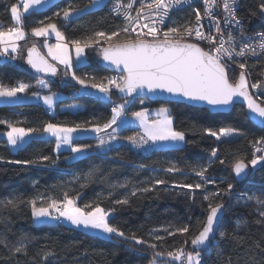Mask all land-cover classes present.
<instances>
[{
	"label": "trees",
	"instance_id": "1",
	"mask_svg": "<svg viewBox=\"0 0 264 264\" xmlns=\"http://www.w3.org/2000/svg\"><path fill=\"white\" fill-rule=\"evenodd\" d=\"M17 1L0 0V23L4 27L14 25L10 6ZM90 1L56 0L46 8L25 14L23 27L27 39L22 45H28L30 29L40 26L41 21L56 23L69 40L81 39L96 31L111 33L124 25L118 16L111 14L114 0H107L100 7L63 20L64 8L73 5L83 9L91 4ZM261 2L264 0L241 1L239 15L248 30H264L263 18L252 15L253 11L258 12ZM193 9L175 11L171 25L180 26L192 21ZM57 12H61V16H56ZM86 50L87 61L75 66L73 71L81 78L87 76L99 80L111 77L113 73L102 66L98 50ZM247 63L251 73L249 82L264 81V54ZM238 75V70H229L230 78ZM40 78L44 77L13 62H0V83L9 86L25 83L30 86L27 92H32L37 90ZM44 79L49 83L45 92L58 90L65 94L56 102L52 115L47 113L49 109L41 102L7 103L0 104V120L19 121L20 127L40 128L48 122L90 127L97 123L102 125L111 118L113 104L98 94L96 99H90L85 95L86 90L82 94L75 91L77 83ZM111 96L114 102L124 100L116 90ZM129 99L127 114L146 106L167 105L173 117V127L185 132L184 145L165 149L154 147L141 153L120 144L109 150L97 151V137L86 136L75 138L74 144L89 146L87 155L69 161L67 157L71 151L55 150L53 139L33 136L13 151L6 139L0 136V157L3 158L0 159V264H150L154 250L146 245L115 236L107 238L87 233L59 219L45 223L33 221L30 201L36 199L37 206H40L42 201L39 197L62 200L64 192L76 199L80 207L94 202L106 209L115 207L117 210L110 222L129 236L135 234L156 243L155 251H174L180 247L192 251L191 238L198 233L207 216L209 202L204 200V195L226 189L229 183L233 189L223 197L225 213L212 244L202 252V264H264V217L260 215L264 204L258 203L257 199H248L253 196L264 201V162L255 168L250 166L251 172L244 181H237L232 175V165L237 159L247 163L253 158L252 141L264 137V128L251 123L242 105H234L228 113H213L203 107L178 102ZM69 104H77V108L74 111L62 109L63 105ZM207 126L214 129L233 127L243 135L218 142L202 133V128ZM6 130L7 126L0 124V132ZM137 132L138 129L130 125L121 127L117 134L128 137ZM213 149L217 150L215 158L211 155ZM43 156L50 159L44 161L41 159ZM15 160H34L37 163H9ZM220 160L225 163L221 164ZM210 161L214 162L209 166ZM172 165L182 171H165ZM200 167H208L205 176L214 183L194 191L174 186L201 182L192 171ZM157 179L166 183L156 185ZM143 188L152 190L140 191ZM133 191H136L135 196ZM125 198L129 200L127 205L114 204L115 200ZM9 200L17 206L7 205ZM185 226L189 233L176 231ZM165 228L167 232L163 230ZM153 229L157 231L153 232ZM157 235L163 240H155ZM21 243L27 245V255L14 252ZM46 251L54 253L47 261L43 260ZM165 259L157 258V264H164Z\"/></svg>",
	"mask_w": 264,
	"mask_h": 264
},
{
	"label": "snow or ice",
	"instance_id": "2",
	"mask_svg": "<svg viewBox=\"0 0 264 264\" xmlns=\"http://www.w3.org/2000/svg\"><path fill=\"white\" fill-rule=\"evenodd\" d=\"M45 2L46 0H21L20 4L10 6L14 25L4 27L0 23V57H8L10 53H18L20 49L18 42L25 40L27 35L23 27L24 14L30 13V10H37ZM137 2L139 7L134 9L136 15H132L133 5ZM187 3L189 0H129L127 4H123L118 0L113 11L117 16H123L124 25L111 33L96 31L81 39H67L56 23L41 21L40 26L32 27L30 31L35 37H47L54 34L57 42L48 44L45 41L44 46L48 50V56L57 63H49L44 56L39 54L35 44L28 48L27 63L37 72L48 73L52 76L57 75L59 71L57 65H63L64 75H71L72 80L79 84L81 89L95 90V92L102 94L105 100L113 104L112 116L102 125L97 123L90 127L82 124L68 125L67 123L48 122L40 128H25L18 126L19 121L13 123L0 120V124L7 126V131L3 132L2 135L7 137L8 144L18 147L25 142L26 137L46 134L55 138L56 150H59L61 145H68L72 153H83L89 146L74 144L73 134L93 132L97 134L99 141L97 147H103L118 138L115 134L120 129L121 124L127 120L125 113L131 103L127 97H132L134 93L144 92L167 93L191 102L206 103L213 108H228L233 106L237 100H242L248 109V118L264 125V81L257 80L250 84L248 78L251 73L247 62H241L237 59L249 55L264 54V32H259L255 37L249 38L255 39L257 41L255 44L241 43L238 46L231 31L228 32L225 39L216 11L222 9L225 27L227 28L232 24L237 25L240 29L241 38H243L244 28L236 15L238 0H203V12L200 8L193 9L194 21L169 27L166 31L163 30L162 26L169 18L170 12ZM99 5L100 0H93V7ZM83 11L84 9L69 5L62 10L63 20L67 21ZM55 15L59 17L61 12H57ZM252 15H259L264 18V2L258 5V12L253 11ZM204 18H208L209 22L214 25L216 35L211 34V29L207 34L203 31L202 20ZM191 37L198 41H206L210 47L205 50L198 42H188V38ZM89 48L97 49L103 61L114 66L123 74L118 77H104L99 80L95 77L85 76L81 78L78 76L73 71L72 49L75 51L76 62L80 63L86 61L87 58L84 53ZM11 58L15 59L16 57L12 56ZM231 64H237L240 69L236 78L229 76ZM29 87L25 83H18L14 86L0 83V99H15L21 94H26ZM41 87L47 88V85L41 84ZM113 90L123 94V103L112 101ZM31 95L42 100L48 109L52 110L59 94L49 90L47 95H42L40 92H32ZM155 115L156 118L150 120L148 108H141L139 111L132 112V119L139 123L143 131L142 134L138 133L125 137V139L138 148H144L150 144L186 142L185 132L173 127V117L169 108L160 107L155 111ZM202 133L215 138L218 142L243 135L233 127L214 129L207 126L202 128ZM252 145L254 148L253 158L247 163L243 159H237L232 165L236 177L246 174L249 164L255 168L257 164L264 162V155L256 154L264 153V137L252 141ZM211 155L215 158L217 150L213 149ZM0 159L3 158L0 157ZM41 159L47 161L50 158L43 156ZM212 162L214 161H210L209 166ZM219 162L225 163L224 160ZM9 163L34 164L37 161L15 160L9 161ZM165 171L175 173L182 170L172 165ZM192 171L200 177L201 182L174 186L194 191L204 189L207 184L214 183L213 180L205 176L208 167L193 168ZM165 183L166 181L162 179L155 181L156 185ZM232 189L233 185L229 183L226 189H219L204 195V200L209 202L207 216L200 225L198 233L191 238L192 251L180 247L166 253L155 251L156 243H151L135 234L129 236L119 227L113 225L110 219L117 210L115 207L106 209L98 202L80 207L77 205L76 199L70 197L67 192L63 193L62 200L51 197L45 200L41 196L38 198L42 201L40 206H37L36 199L29 203L31 204L32 216L36 220L63 218L77 227L83 226L85 229L102 232L109 237L115 236L134 241L137 245H146L154 250L150 264H157V258H166V264H176V262L178 264H202V252L209 249L215 238L217 226L220 224V217L225 208L223 197L229 195ZM151 190V188H143L140 191L148 192ZM132 195L135 196L136 191H133ZM248 199H257L258 203L264 204V201L253 196H249ZM128 203L127 198L114 201L115 205H127ZM7 205H11L13 208L17 206L11 200L7 201ZM260 215L264 217V211H261ZM239 226L237 225V227ZM163 230L168 231L166 228ZM152 231L157 230L153 229ZM176 231L187 234L189 228L185 226L176 229ZM168 234L174 235L172 232H168ZM155 240H163V237L157 235ZM14 252L27 255V245L21 243L20 246L15 247ZM52 256H54L52 251H46L43 254V260L47 261Z\"/></svg>",
	"mask_w": 264,
	"mask_h": 264
},
{
	"label": "rangeland",
	"instance_id": "3",
	"mask_svg": "<svg viewBox=\"0 0 264 264\" xmlns=\"http://www.w3.org/2000/svg\"><path fill=\"white\" fill-rule=\"evenodd\" d=\"M92 9H95V8H92ZM30 39L31 40L28 41V45L27 44L26 45L24 44V46L22 45V43H20L21 41H19L18 43L20 44V49H19L18 53H10V55L8 57H0V62L10 61V62H13L14 64H17L18 66H20L22 68H26L27 69V64L25 62V56H26V52H27L26 50H27V47L28 46L35 44L37 47L38 46L40 47V50L43 51L44 55L47 57V59L49 61H52L54 64L57 63L56 61H53L51 59V57L48 56V50L44 46L45 41H47L48 44H55L57 42L54 34L53 35H50V36H47V37H35L34 36L33 38L31 37ZM22 41H25V40H22ZM86 51L87 50H85V53H84L85 57H86ZM12 56H15L16 58L15 59H12L11 58ZM72 58H73V65H74V67L75 66H78V65H82L83 63H85L87 61V59H86V61H84V62L77 63L76 62V58H75V51H74V49H72ZM57 67H58L59 71H58V73H57V75L55 77L56 80L76 83L74 80H72L71 75H68V76H65L64 75V67H63V65H57ZM41 84L47 85V88H42L41 87ZM48 84L49 83H47L44 78H40L39 81H38V83H37V90L36 91H32V92H40L42 95H47L48 92H45V90H47L49 88V85ZM74 89H75V91H77V93H80V94H82L85 91V89H81L80 88V85L79 84H78V89H76V88H74ZM32 92H27L26 94H21L17 98L11 99V100L0 99V104H7V103H16V104H18V103H22V102L23 103H29V102H37V103H40L41 102L44 106L47 107V105H45L42 100L37 99L36 97H33L31 95ZM52 92H56V93L59 94L58 95V98H57V101L60 100V99H62L63 97H65V94H63V92H60L58 90H53ZM93 92H95V90H93ZM96 94H98L101 99L105 100L103 98L102 94H99L97 92H96ZM105 101H107V100H105ZM123 102H124V100L115 101V103H123ZM72 106H76V107L73 108ZM160 107H167V108H169L167 105H157V106H152V107L146 106V107H142V108H148L149 109V111H150L149 119L151 120V119H155L156 118L155 111L157 109H159ZM63 108L74 111L77 108V104L63 105L62 109ZM133 112H135V111H133ZM131 113L130 114L125 113V117L127 118V120H126V122H124V123L121 124V127L127 126L128 123H131V124H134V126L138 127V129H139L138 132L142 134V131H143L142 128L140 127V125H139V123L137 121H135V120L132 119ZM109 131H111V129H109ZM3 132H5V131H3ZM3 132H0V136H3L6 139V141H7V137L4 136V135H2ZM88 135L97 137V134L96 133H93V132H77V133H74L73 134L74 140H75V138L86 137ZM101 135H103V134H101ZM42 136L43 137L50 138V139H53L54 140V143H55V150H56V141H55V138L50 137V136H48L46 134L40 135V137H42ZM30 138H31V136L30 137H26L25 138V142L22 143L21 145H19L18 147H13V146H11L9 144H8V146L10 147L11 150L14 151V150L20 148V146H22V145L26 144L28 141H30ZM97 140H98V138H97ZM96 142H98V141H96ZM96 145H97V143L95 144V146ZM183 145H184V143H180V144H157V145H154L153 148L154 147H156V148H164V149L165 148H176V147H180V146H183ZM65 150L71 151V149H70V147L68 145H61L60 149L57 150V151H65ZM88 152H89V148L85 152H83V153H72L71 152L70 155L67 157V160L74 161L78 157L87 155ZM256 154L257 155H264V153H256ZM249 166H251V165H249ZM59 220L62 221V220H65V219L60 218ZM33 221L36 222V223H45V222H55V221H57V219H50V218H48V219H43V220H36L33 217ZM93 234H96V233H93ZM96 235H98V234H96ZM98 236H100V235H98ZM110 238H112V237H110ZM165 263H166V261H165ZM176 264H178V262H176Z\"/></svg>",
	"mask_w": 264,
	"mask_h": 264
},
{
	"label": "built area",
	"instance_id": "4",
	"mask_svg": "<svg viewBox=\"0 0 264 264\" xmlns=\"http://www.w3.org/2000/svg\"><path fill=\"white\" fill-rule=\"evenodd\" d=\"M241 1L242 0H238V7H237V10H236V15H237V17L241 20V26L244 28V37L243 38H241V34H240V29H239V27L237 26V25H235V24H232V25H230V26H228L227 28L225 27V25H224V20H223V17H224V13H223V11H222V9H218L217 11H216V14H217V18L220 20V27H221V29L224 31V36H225V39L227 38V35H228V32L229 31H231V33H232V35L236 38V43H237V45L239 46L241 43H250V44H255L257 41L255 40V39H249L250 37H255L256 36V34L257 33H259V32H264V30H260V31H253V30H248L247 29V27H246V24H245V22H244V20L240 17V15H239V10H240V5H241ZM118 2V0H114L113 1V5H112V7H111V14H115L116 15V13L113 11V7H114V5L116 4ZM119 2L120 3H123V4H127L128 2H129V0H119ZM139 7V3L137 2L136 4H134L133 5V10H132V15H136V12H135V8H138ZM200 8V10H201V12H203V7H204V5H203V0H189V3H187V4H184V5H182V6H180V7H178V8H176V9H174L173 11H171L170 12V14H169V18L168 19H166V21H165V24L162 26V28H163V30H167V28H169V27H173L172 25H171V20H172V16H173V14H174V12L175 11H179V10H181V9H183V8ZM117 16V15H116ZM123 22H124V19H123V16H118ZM195 20V16H194V18L192 19V21H194ZM202 24H203V31L207 34V33H209V30L211 29V34H213V35H216V33H215V27H214V25L213 24H211L210 22H209V19L208 18H204L203 20H202ZM217 38H219L218 36H217ZM188 42H193V43H199L200 44V46L201 47H203V48H205V50H207L209 47H210V45H208V43L206 42V41H198V40H196L194 37H191V38H188ZM237 50H238V48H237ZM262 54H259V55H257V56H251V55H249V56H247V57H245V58H237L238 60H240L241 62H244V61H250V59H257L258 57H260ZM247 65H248V63H247ZM232 69H236V70H238L239 72H240V69H239V67L237 66V64H231V66H230V70H232ZM118 76H121V74H119V73H113L112 75H111V77H118ZM249 79V78H248ZM250 83V82H249ZM251 84V83H250ZM88 98H90V99H96L97 98V94H96V92H93V90L91 89V90H89V91H87L86 92V94H85ZM47 113L49 114V115H52L53 113H54V110L52 109V110H48L47 111ZM139 132H137V133H135V134H133V135H137ZM139 134H141V133H139ZM115 135H117V139L116 140H112V141H110L109 143H107L106 145H104L103 147H100V148H98L97 147V145H98V143H99V141L97 142V145H96V148H97V151L98 150H100V151H102V150H109V148H112V147H115V146H119L120 144H122V145H124V146H126V147H128V148H130V149H133V150H135V151H137V152H141V153H143V152H148V151H150L151 149H153V145H148V146H145L144 148H138V147H135V146H133L131 143H129L126 139H125V137L126 136H122V135H118L117 133L115 134ZM133 135H131V136H133ZM166 252H168V251H166ZM165 252V253H166Z\"/></svg>",
	"mask_w": 264,
	"mask_h": 264
},
{
	"label": "water",
	"instance_id": "5",
	"mask_svg": "<svg viewBox=\"0 0 264 264\" xmlns=\"http://www.w3.org/2000/svg\"><path fill=\"white\" fill-rule=\"evenodd\" d=\"M264 20V18H263ZM32 45L28 46L27 47V52H26V56H25V62L27 64V69L34 73L35 75L37 76H42L48 80L50 79H55L56 75L55 76H52L51 74H48V73H43V72H37L35 69H33L28 63H27V56H28V48L31 47ZM36 46V45H35ZM38 52L40 55L44 56L46 59L47 57L44 55V53L42 52V50H40L37 46H36ZM99 59H100V62L102 64V66L105 68V69H108L110 72L112 73H119V74H123L120 70L116 69L114 66H111L109 65L107 62L103 61L102 57L99 55ZM48 60V59H47ZM49 61V60H48ZM49 63H52L54 64L52 61H49ZM119 96L124 98L123 94L122 93H119ZM129 98H132V99H147L149 101H166V102H171V103H174V102H178V103H183V104H188L192 107H203L207 110H210L211 112L213 113H219V112H224V113H228L230 112L231 108L234 106V105H242L244 108H245V112H246V115L247 117H249V113H248V109L246 107V104L242 101V100H237L236 103L233 105V106H230L228 108H213L212 106L210 105H207L206 103H202V102H191V101H188V100H185L184 98L182 97H178V96H171L167 93H163V94H152V93H147V92H144V93H134L132 97H127V99ZM249 119V118H248ZM251 123L254 124L256 127L258 128H264V125L260 124L259 122H257L256 120H251ZM251 172V168L250 166H248L247 170H246V174L242 175L241 177H236L235 173L233 172L232 170V175H234V178L237 180V181H244V179H246L249 174ZM225 213V209L223 210V213L220 217V223L222 222V218H223V215ZM220 225V224H219ZM218 225V226H219ZM217 226V228H218ZM217 230V229H216ZM216 234V233H215Z\"/></svg>",
	"mask_w": 264,
	"mask_h": 264
},
{
	"label": "crops",
	"instance_id": "6",
	"mask_svg": "<svg viewBox=\"0 0 264 264\" xmlns=\"http://www.w3.org/2000/svg\"><path fill=\"white\" fill-rule=\"evenodd\" d=\"M54 1H56V0H46V2L44 3V5H42V6H40V7H38V9H43V8H46L50 3H52V2H54ZM107 0H100V5L99 6H97V7H100V6H102L105 2H106ZM21 3V0H18L17 1V3L16 4H20ZM90 5L89 6H87V7H85V8H83L84 9V11H86V10H92V8H97V7H93L92 5H93V0H91L90 1ZM21 11H22V7H21ZM31 11H34V10H30V12ZM25 15V14H24ZM77 15V14H76ZM75 16V15H74ZM30 37H34L32 34L30 35ZM26 39H27V36H26ZM26 39H25V41H26ZM25 41H21L20 43H23V42H25ZM90 89H87L86 91H89ZM46 107V106H45ZM130 125H132V126H134V124H131V123H128V125L127 126H130ZM134 127H136V126H134ZM137 129H138V127H136ZM139 130V129H138ZM33 136H36V135H33ZM33 136H31V137H33ZM88 136H90V135H88ZM154 146V145H153ZM66 225H70V226H72V227H75V228H80V229H82V230H84V231H86V232H92V233H96V234H98V235H100L101 237L103 236V237H107V238H110L107 234H104V233H102V232H98V231H95V230H91V229H85V228H83V226H80V227H77V226H75V225H73V224H71L69 221H67V220H62ZM113 237V236H112Z\"/></svg>",
	"mask_w": 264,
	"mask_h": 264
}]
</instances>
